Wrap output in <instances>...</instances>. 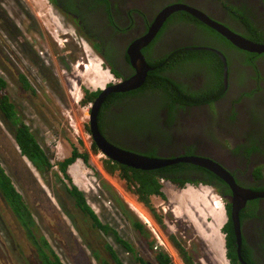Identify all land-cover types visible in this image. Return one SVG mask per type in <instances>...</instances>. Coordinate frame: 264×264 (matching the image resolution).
Wrapping results in <instances>:
<instances>
[{
	"label": "flooded vegetation",
	"instance_id": "flooded-vegetation-1",
	"mask_svg": "<svg viewBox=\"0 0 264 264\" xmlns=\"http://www.w3.org/2000/svg\"><path fill=\"white\" fill-rule=\"evenodd\" d=\"M48 1L75 29V37L64 34L66 37L63 47L67 49L68 58L78 61L83 58V51L85 54L90 51L101 59V64L111 76L104 88L90 92L95 94L90 102L91 106L103 89L131 82L139 74H146L141 86L125 92L110 93L100 106L96 125L98 132L108 143L147 158H195L212 165L211 168L217 174L207 168L182 162L150 171H154L156 176L165 177L164 187L171 185L181 189L175 185L180 183L184 186L203 183L212 187L224 200L229 221L236 190L264 193V53L239 50L228 41L225 44L205 43L206 32L201 29L197 20L192 21L190 18L193 17L189 18L190 15L182 11L171 12L172 7L178 4L190 6L245 37V18L239 13L243 12L255 28L263 30L264 0H97L98 3L95 0ZM183 15L190 21L183 18ZM177 16L180 23L176 22ZM6 17L0 6V33H5V39L0 36V43L5 46L11 41L18 45L15 52L19 55L14 52L10 54L14 68L26 70L30 74L29 70H36L32 66L37 63L38 67H47V54L42 48L33 46L32 39L27 36L29 33H37L31 28L32 21L37 22L36 19L29 13L26 31H19L16 24H10L12 20ZM152 28L154 31H151ZM148 34L151 36L149 42H142ZM35 40L41 42L40 37ZM25 44L29 45V49L26 51L24 47L23 51L20 50ZM194 52L210 53L218 63L204 65L194 61ZM216 52L226 62L225 80L224 65ZM189 55L190 60L181 59ZM220 66L222 86L216 88L219 84L216 79ZM7 68L9 62L0 58V69ZM157 71H161L168 82L155 83L153 78ZM37 74L40 75V72ZM23 78L29 83V75L22 71L16 77L22 89ZM206 85L210 86L215 97L221 94L210 104L176 101L177 86L188 94H195V100L201 101L203 96L196 93L205 90ZM118 94L121 95L117 98ZM63 123L62 117L57 120L52 118L49 127L57 132L61 130ZM87 125L90 145H95L90 123ZM47 176L41 175V178L46 181ZM51 178V183L61 191L59 186L64 184L58 183L54 175ZM32 189L33 185L28 188L29 191ZM37 197L42 204L37 200L33 208L51 211L52 207L47 204L46 197L40 194ZM153 197L156 196L151 198ZM144 207L155 230L144 226L148 240L143 251L145 254L139 255L142 264H159L157 257L162 254L169 257L171 264H185L186 259L190 260V264L208 261L207 244H203L196 235L192 236L189 229H184L183 221L173 220L172 210H163L162 214L160 210L152 212ZM29 208L32 210L30 206ZM238 217L242 260L246 264H264V197L247 200L240 208ZM47 218L58 223L57 216L52 213ZM165 220L173 224L178 231L176 234L170 232L168 226H164ZM231 226L233 227L232 221ZM149 232L154 234V239ZM233 235L236 260L240 264L235 232ZM171 237L181 245L185 255L174 247ZM77 238L75 242L69 241L73 242V247L77 242H83L79 236ZM162 240L168 242L174 251L177 263L167 252ZM45 241L47 242L46 238ZM223 246L227 253L226 240ZM91 254L95 261L100 262L94 253ZM113 256L106 253L104 257L113 260Z\"/></svg>",
	"mask_w": 264,
	"mask_h": 264
},
{
	"label": "rangeland",
	"instance_id": "rangeland-1",
	"mask_svg": "<svg viewBox=\"0 0 264 264\" xmlns=\"http://www.w3.org/2000/svg\"><path fill=\"white\" fill-rule=\"evenodd\" d=\"M0 3L6 13V18L12 20L10 24H16V29L19 31L22 29L26 31L25 26L26 23L28 24L29 13L36 19L37 22L32 21L31 28L37 33H29L27 36L32 39L33 46L36 45L44 50L48 58L47 67H38L37 63L36 66H32L36 70H29L30 74H28L26 70L15 69L14 62L11 61L13 60L10 55L12 52L19 55L15 52L18 50V45L11 41L5 46L0 43V53H2L0 58H5L9 62V68L0 69V75L7 82V93L20 114V118L29 126L41 147L47 152L52 165L67 158L72 152L73 145L78 151L89 153V164L120 196L128 208L127 211L130 212L129 215L107 200V195L99 179L94 175V171L87 168L81 160H77L74 166L68 168L67 175L70 181L62 174H57L60 182L69 187L72 184L76 186L84 194L88 205L103 224L110 226L121 239L129 242L138 255L145 254L143 251L148 236L147 234L140 235L133 228L132 221L138 220L147 229L148 227L128 205L131 203L139 206L140 203L126 190L124 181H121L117 174L110 176L104 172L101 165L103 160L101 153L93 154L90 151V135L86 130L90 105H82L81 100L84 97V90L95 92L107 85L111 79L110 74L101 64V59L90 51L86 54L83 51L84 56L78 61L68 58L67 49L63 47L66 37L64 34L75 37V29L73 24L54 9L48 0H0ZM4 34L0 33V36L5 39ZM244 36L252 41L248 34L245 33ZM37 37L41 38V42L35 40ZM204 41L209 44H225L214 36H207L206 33ZM24 47L26 51L29 49V45L25 44L20 47V50L23 51ZM22 71L29 75L31 87L28 92H26L27 89H22L20 83L16 81V77L20 76ZM38 72L40 75L37 74ZM59 117L63 118L64 123L61 130L55 132L49 127V122L52 118L57 120ZM12 133L13 127L0 115V162L18 193L31 207L36 221L37 235L46 238L49 246L64 264H99L93 258L92 251L85 242L91 239L93 246L106 256L102 246L103 240L74 207L72 199L64 191L63 186H59V189L61 188L59 191L56 185L51 183V176L54 171L57 172V169L53 167L46 181L41 178L32 164L20 155ZM32 185L34 189L29 191L28 188ZM163 191L164 199L151 198L153 208L160 210L162 214L165 210H172L173 220L183 221L184 229H189L193 233L192 236L196 235L203 244H207L205 247L208 261L203 260L201 264H228L225 259L223 246L225 236L222 231L227 216L220 195L203 185L189 184L183 189L170 185L164 187ZM38 194L46 197L48 202L46 203L52 207L51 211L33 208L35 201L39 200ZM38 202L42 204L40 200ZM142 207L147 210L143 205ZM49 213L57 216L58 223L49 221L47 218ZM130 214L132 219L128 218ZM163 224L168 226L170 232L176 234L177 230L171 222L165 220ZM149 234L154 239V234L150 232ZM78 236L83 242H77V245L73 247V242L69 241L74 240L75 242ZM103 238L117 251L122 264H139L132 254L127 253L117 244L112 234L103 236ZM162 241L167 252L177 263L175 253L168 242ZM0 264H40L33 245L26 238L24 230L15 220L1 195Z\"/></svg>",
	"mask_w": 264,
	"mask_h": 264
},
{
	"label": "trees",
	"instance_id": "trees-1",
	"mask_svg": "<svg viewBox=\"0 0 264 264\" xmlns=\"http://www.w3.org/2000/svg\"><path fill=\"white\" fill-rule=\"evenodd\" d=\"M97 3L98 1L95 0ZM239 15L243 16L244 24L246 27V34H248L252 41L254 42H263L264 43V29H260L250 22L243 12H240ZM189 16V15H188ZM191 16H189L190 18ZM183 18H186L188 21L190 19L195 21L194 18L188 19L186 15H183ZM180 19L177 16L176 22ZM243 20V18H242ZM246 20V21H245ZM199 24V23H198ZM201 25V29L206 32L207 36H214L223 41L224 43L226 40L218 35L216 32L211 30L210 28ZM264 27V26H263ZM227 43V42H226ZM194 61H198L201 64H217L215 57L212 56L210 53L207 52H194L192 56ZM185 61L190 60V55L181 58ZM153 65V64H151ZM155 67V66H154ZM221 66L218 73V77L216 79V88L222 86L221 84ZM155 77L153 78L155 83H164L168 82L161 74V71H157L155 73ZM22 81V80H21ZM219 81V82H218ZM23 85L24 89L29 90L30 84L23 78ZM176 101L180 100L182 103H211L214 98H218L221 96L219 94L217 97L212 93L210 90V86L206 85L200 93H196L198 95H202L203 98L201 101L195 100V94H188L178 86L176 87ZM220 88V87H219ZM94 93H89L87 90H84V97L81 100L82 105H87L93 99ZM121 94H118L117 98L120 97ZM114 99H117L113 95L111 96ZM0 115L2 118L8 122L10 126L13 127V139L14 143L17 146L19 153L22 157L26 158L34 167L35 169L44 177L49 174L52 170L53 166L48 156L47 152L41 147L39 142L37 141L36 137L34 136L33 132L27 126V124L20 118V114L18 113L14 103L12 102L10 96L7 93V82L6 80L0 75ZM91 152L93 154H97L98 150L94 144L91 145ZM82 160V162L88 167L89 166V154L87 152H79L78 149H74L71 153V156L62 162L58 163L59 172L67 179L71 180L67 175L68 167L73 164L76 160ZM103 170L109 175L117 174V177L124 181L126 190L135 196L137 202L146 206L149 210L154 212L155 210L151 204V197L156 196L162 199L165 198V195L162 191L163 186L161 185V179L165 178L164 176H156L154 171H141L132 169L123 165H119L117 163H113L110 160H104L102 162ZM93 169V168H92ZM94 175L99 179L100 185L102 186L104 193L107 195V200L113 202L120 210L124 211L126 215H129L128 208L120 196L113 190L111 186L100 176L97 170L93 169ZM55 179L58 183L61 181L58 178V175H54ZM207 183V182H204ZM179 188H183L184 185L182 183L175 184ZM64 191L70 196L73 201L74 207L77 209L78 212L82 214V216L90 223V226L97 234L102 238V246L104 251L108 254L114 255L113 260H109L108 258L102 256L101 252L93 246L92 240H87L85 243L89 249H91L92 253L100 259V264H122V260L119 258L117 251L108 243H105L106 240L103 238L104 236H108L112 234L117 244L125 249L127 253L132 254L134 259L140 262L141 257L137 254L136 249L127 241L121 239L117 233L110 228L107 224H103L97 214L93 211V209L88 205L84 194L77 189L76 186L73 184L69 187L68 185H62ZM0 195L3 198L4 202L9 207L12 215L15 217V220L20 225V227L24 230L26 238L31 242L35 251L36 257L40 264H64L56 252L49 246V244L45 241V237L42 235H37V227L32 215V212L26 203L23 196L16 190L10 176L6 173L5 169L3 168L0 162ZM229 215V214H228ZM131 216V214H130ZM128 218L132 219V216ZM156 217V215H155ZM161 222V220H158ZM133 228L140 234H147V231L138 220L132 221ZM224 234L226 236V256L230 260L231 264H239L236 260L235 254V243H234V231L233 227L231 226V221H229L223 228ZM173 245L181 254L185 255V252L182 250L181 245L178 244L173 237H171ZM148 240V239H147ZM90 244H89V243ZM152 242V241H151ZM150 243V242H149ZM153 243L151 244L152 247ZM243 255V254H242ZM113 261V262H112ZM157 261L159 264H171V260L166 254L160 255L157 257ZM185 264H190V260L186 259Z\"/></svg>",
	"mask_w": 264,
	"mask_h": 264
},
{
	"label": "water",
	"instance_id": "water-1",
	"mask_svg": "<svg viewBox=\"0 0 264 264\" xmlns=\"http://www.w3.org/2000/svg\"><path fill=\"white\" fill-rule=\"evenodd\" d=\"M176 11H185L189 15L193 16L196 20L207 26L208 28L215 31L218 35L223 37L226 41H228L233 47L243 50L249 53H255V54H262L264 53V44H256L245 37L234 33L230 31L227 27L223 26L222 24L211 20L210 18L204 16L202 13H199L195 10H193L190 7L187 6H173L171 9ZM165 20V19H164ZM162 21V23L164 22ZM161 23V24H162ZM154 28L151 29V31ZM151 39V36L148 34V37H145L142 39V42H149L148 40ZM205 50H210L215 52L212 49L205 48ZM218 56L220 57L223 65H224V80L226 79V62L224 58L220 55V53L216 52ZM139 58V57H138ZM146 74L142 73L136 76L134 79L130 80L131 82L123 83L122 85H116L108 87L101 91V93L98 95L96 100L94 101L90 114H89V123H90V132L93 136L95 145L99 152L103 153L108 157L109 160L119 164L123 165L132 169L141 170V171H150V170H156L158 168H162L165 166L173 165L179 162L182 163H191L195 166H200L209 169L210 171H213L216 173L212 165L205 163L203 161H200L195 158H182V159H175V160H162L158 158H147L142 155H138L129 151H125L123 149L117 148L114 145L108 143L98 132L97 125H96V118L99 111L100 106L102 105L104 99L110 94V93H117V92H125L132 89H136L139 86L142 85ZM217 174V173H216ZM243 192H245L244 196ZM264 197V193H254L249 190H241L238 189L234 192V200H233V206L231 210V220L233 223V229L235 232L236 237V244H237V255L240 264H246L241 258L240 255V245H241V239H240V233H239V211L240 208L246 203L247 200L251 199H258Z\"/></svg>",
	"mask_w": 264,
	"mask_h": 264
},
{
	"label": "clouds",
	"instance_id": "clouds-1",
	"mask_svg": "<svg viewBox=\"0 0 264 264\" xmlns=\"http://www.w3.org/2000/svg\"><path fill=\"white\" fill-rule=\"evenodd\" d=\"M178 5H180V4H178ZM183 6H186V5H183ZM187 7H190V6H187ZM191 8V7H190ZM233 9H234V7H232ZM59 12V11H58ZM176 12H181V11H176ZM182 12H184L185 14H188L187 12H185V11H182ZM60 13V12H59ZM61 14V13H60ZM189 15V14H188ZM191 16V15H190ZM193 17V16H192ZM194 18V17H193ZM209 18V17H208ZM195 19V18H194ZM196 20V19H195ZM212 20V19H211ZM198 21V20H197ZM214 21V20H213ZM198 23L199 24H202L201 22H199L198 21ZM202 25H204V24H202ZM205 26V25H204ZM207 27V26H206ZM212 30V29H211ZM215 32V31H214ZM249 40V39H248ZM230 44V43H229ZM106 86V85H105ZM104 86V87H105ZM103 87V88H104ZM102 89V88H101ZM100 89V90H101ZM104 90V89H103ZM90 93V92H89ZM101 93V92H100ZM83 99V98H82ZM94 103V102H93ZM89 105H90V107L92 108V106H91V104L89 103ZM93 105V104H92ZM90 111L91 110H89V114H90ZM88 122H89V120H88ZM87 132H88V130H87ZM89 133V132H88ZM74 149H77V147H75V145H73L72 146V152H73V150ZM98 150V149H97ZM90 151H91V145H90ZM71 152V153H72ZM80 152V151H79ZM82 153V152H81ZM88 153V152H87ZM92 153V152H91ZM98 153H101V152H99V150H98ZM97 153V154H98ZM89 154V153H88ZM101 155H102V158H103V160L101 161V165H102V162L104 161V160H109L108 159V157L106 156V155H104L103 153H101ZM71 156V154L67 157V158H69ZM67 158H65V159H67ZM64 159V160H65ZM78 160H80V159H78ZM63 161V160H62ZM62 161H60V162H62ZM77 161V160H76ZM76 161L73 163V164H71L70 166H74L75 165V163H76ZM82 161V160H81ZM111 161V160H110ZM113 162V161H112ZM59 163V162H58ZM58 163L56 164V165H52L53 167H55L56 169H57V172L56 171H54L53 172V175H56V174H61L60 172H59V166H58ZM113 163H115V162H113ZM84 164V163H83ZM85 165V164H84ZM69 166V167H70ZM86 166V165H85ZM89 166H91L90 164H89ZM68 167V168H69ZM87 167V166H86ZM88 168V167H87ZM102 168H103V165H102ZM53 169V168H52ZM93 169H95V168H93ZM92 169V166H91V170H93ZM51 172V171H50ZM49 172V173H50ZM105 172V171H104ZM106 173V172H105ZM122 181V180H121ZM160 183H161V185L163 186V188H164V183H163V179H161V181H160ZM189 185H203V186H205V187H208V188H210V189H212L213 190V188L212 187H210V186H208V185H206V184H203V183H199V184H189ZM163 188H162V191H163ZM184 188V187H183ZM183 188H181V189H183ZM214 191V190H213ZM164 192V191H163ZM218 194V193H217ZM220 195V194H219ZM220 197H221V195H220ZM221 200H222V198H221ZM223 202H224V200H222ZM141 204V203H140ZM143 205V204H142ZM224 210H225V202H224ZM226 212H227V210H225V214H226ZM226 216H227V214H226ZM227 221L229 222V219L228 220H226V222H225V224H224V226L227 224ZM232 221V220H231ZM145 224V223H144ZM146 225V224H145ZM147 226V225H146ZM224 226L222 227V231H223V228H224ZM223 233H224V231H223ZM224 236H225V234H224ZM224 240H226V236H225V239ZM241 255V254H240ZM121 259V258H120ZM225 259H226V261H227V263L229 264V260H228V258H227V256H226V253H225ZM99 263V262H98ZM100 264V263H99Z\"/></svg>",
	"mask_w": 264,
	"mask_h": 264
},
{
	"label": "bare ground",
	"instance_id": "bare-ground-1",
	"mask_svg": "<svg viewBox=\"0 0 264 264\" xmlns=\"http://www.w3.org/2000/svg\"><path fill=\"white\" fill-rule=\"evenodd\" d=\"M245 192H243V195L244 196ZM139 204V203H138ZM130 209L151 229H153V231L155 230L154 229V226L152 225V223L150 222V218L147 217L149 216L148 214H146V211L143 209L142 205L139 204L140 207H142V209L137 205V204H131V203H128ZM178 212V211H177ZM175 213V212H174ZM178 214V213H177ZM180 215V214H179Z\"/></svg>",
	"mask_w": 264,
	"mask_h": 264
}]
</instances>
